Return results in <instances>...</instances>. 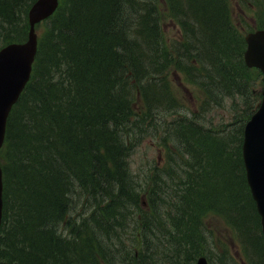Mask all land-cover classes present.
I'll use <instances>...</instances> for the list:
<instances>
[{
    "label": "trees",
    "instance_id": "trees-1",
    "mask_svg": "<svg viewBox=\"0 0 264 264\" xmlns=\"http://www.w3.org/2000/svg\"><path fill=\"white\" fill-rule=\"evenodd\" d=\"M62 1L39 23L46 30L33 77L8 122L2 149L0 264H125V257L131 256L127 264H192L210 246L203 226L210 212L223 214L237 230L252 264H264L261 218L242 158L244 126L259 100L253 87L259 72L245 63L244 35L233 21L229 0H168L171 12L180 9L184 18L193 20L195 46L186 49L185 40L164 44L156 0ZM33 2L0 0V46L27 38ZM160 7L168 9L167 3ZM63 22L67 27L60 26ZM175 70L185 71L202 92V110L210 114L229 100L233 119L215 124L203 112L194 113L172 85ZM157 130L163 131L162 144L172 162L154 164L143 185L129 157L142 137ZM182 167L189 175L179 173ZM73 181L80 185L76 190L71 189ZM69 194H74V203L58 210L55 198L66 200ZM162 209L173 223L166 226L173 230L159 239L155 226L166 224L159 214ZM135 216L141 221L135 247L145 246L140 256L125 251L123 227H109L113 219L125 227ZM227 259L222 262L228 264Z\"/></svg>",
    "mask_w": 264,
    "mask_h": 264
},
{
    "label": "water",
    "instance_id": "water-1",
    "mask_svg": "<svg viewBox=\"0 0 264 264\" xmlns=\"http://www.w3.org/2000/svg\"><path fill=\"white\" fill-rule=\"evenodd\" d=\"M46 5L42 8L34 5L31 10V23L46 16L53 9V0H41ZM30 35L24 44H13L0 54V145L5 138L6 120L13 103L18 99L22 86L29 76L34 57L36 41ZM249 48L246 51L247 63L257 65L264 71V31L248 36ZM5 57L8 59L5 61ZM4 62V64H3ZM243 156L248 170V179L252 186L264 227V101L245 126ZM3 180L0 167V226L3 216ZM198 264H207L205 257Z\"/></svg>",
    "mask_w": 264,
    "mask_h": 264
},
{
    "label": "rangeland",
    "instance_id": "rangeland-1",
    "mask_svg": "<svg viewBox=\"0 0 264 264\" xmlns=\"http://www.w3.org/2000/svg\"><path fill=\"white\" fill-rule=\"evenodd\" d=\"M245 1L246 2L242 5L243 3L242 0H239L238 3H236L237 0H231V6H232L231 10H232L233 17L235 18L236 21L239 19V17H242V22L246 24L248 23L250 24L252 23V21L256 22V17H258V15L263 12L261 0H245ZM241 8L244 11V15L240 14ZM163 9L164 8H162V10ZM175 21L169 15L165 17L164 33L168 41L179 39L182 36L180 28ZM45 29L46 28L44 26H41L39 33H43ZM178 73H179V80L183 83L184 86L180 85L176 76L172 74L173 79H171V82H172V85L177 90L176 94L178 95L179 98L182 97L188 102V107H196V105L199 106L200 103L204 99L203 94L200 92L197 86H195L194 84L188 83L186 79L184 80L183 72L178 71ZM261 85H262V82L258 84L259 87ZM196 98H199V102L196 101ZM228 108L229 106L226 105L221 110L218 109V113H219L218 119L224 118L223 119L224 122L231 119V115L228 112ZM193 110H195V108H193ZM205 113L208 114L207 111ZM209 118H210V115H207L206 119H209ZM162 132H163L162 130H157L154 133L152 132L142 137L139 142V145L136 147L135 153L131 157V166L133 168L132 171L134 172L138 180L143 185H145L147 176L153 171L154 168L151 167L148 169V171H146L145 169H147L148 167L154 164H157L161 167H164L167 165V160L165 157L166 148L163 147L162 140L160 139V135L162 134ZM153 136H157V137L153 139ZM112 221H115V222L110 223L109 227H111L112 229H115L117 227H123L122 232H124L123 237L125 239V227L122 225V221L120 222V219H113ZM204 224H205L207 232L213 236L214 241L220 247L221 251L225 252L229 256L230 261L233 255H235V257L237 258V261H236L237 264H246L244 262L242 247L240 243L237 241V238L234 232L230 229V227L228 226L227 222L225 221L223 217L219 216L218 214H209L205 218ZM127 231L129 233H132L130 236H134L136 233L135 230H131V229H128ZM130 239L131 237L126 238L125 244L127 242L128 243L125 245V249L131 248L132 240ZM204 252L210 255L212 259H214L215 261L219 260L218 256L213 254L212 250L207 249V251H204ZM115 253L116 252H114V254ZM225 253H223V256ZM127 263L129 262L125 261V264Z\"/></svg>",
    "mask_w": 264,
    "mask_h": 264
},
{
    "label": "bare ground",
    "instance_id": "bare-ground-1",
    "mask_svg": "<svg viewBox=\"0 0 264 264\" xmlns=\"http://www.w3.org/2000/svg\"><path fill=\"white\" fill-rule=\"evenodd\" d=\"M87 1V0H86ZM122 0H120V2H121ZM127 1V0H126ZM147 1V0H146ZM31 2V1H30ZM61 2H63L62 0H53L52 2H51V4H50V6L52 7V11L49 13V14H47L46 16H44V17H42V18H40L39 20H36L34 23H31V10H32V8L34 7V5L36 4V5H38V6H40V7H42V8H46L48 5H46L43 1H41V0H35V2H33V4L31 5V7H30V9H29V12H28V20H29V24H30V28H29V33H28V36H27V38L25 39V40H11V41H8V42H5V43H3L1 46H0V54L2 53V51L4 50V49H6V48H8L9 46H11V45H13V44H24V43H26L27 41H29V38H30V35H33L34 37V40L36 41V48H35V53H34V57H33V59H32V62H31V68H30V72H29V76H27L26 78V80H25V82H24V84H23V86H22V89H21V93H23L24 91H25V89H26V87H27V85L30 83V81H31V79H32V77H33V72H34V63H35V61H36V56H37V53H38V50H39V44H40V39H41V35L43 34V33H39V30H40V27L42 26V25H40L39 23H41V22H43L44 20H46L47 18H50L58 9H59V6L61 5ZM73 2V1H72ZM72 2H70L71 4H72ZM79 2H81V4H82V0L81 1H79ZM133 2V1H132ZM154 2V1H153ZM156 2V4H157V6L159 7V16H160V18H159V21H160V23H161V26H162V32H163V24H164V20H165V17L166 16H168V15H170V16H172V17H174V21L178 24V26H179V28H180V31H181V34H186L187 35V37H186V39H185V41H184V43L182 44V45H184V47H185V49H186V47H194L195 46V34H193V32H192V27H193V20H191V19H189V18H184V16H183V14L180 12V9H179V13L178 12H171V10H170V8L171 7H169V4H168V0H160V4H159V1L158 0H156L155 1ZM83 3H84V1H83ZM130 3H131V1H130ZM129 3V4H130ZM141 3V2H140ZM165 3H167V6H168V9H167V11L165 10V9H163L162 10V8L160 7V6H163ZM172 3V2H171ZM177 3V2H176ZM26 4V3H25ZM66 4V3H65ZM80 4V3H79ZM78 4V5H79ZM87 4V3H86ZM144 4V3H143ZM153 4V3H152ZM152 4H150V5H152ZM181 4V3H180ZM199 4V3H198ZM21 5V4H20ZM140 5V4H139ZM138 5V6H139ZM141 5H142V3H141ZM149 5V6H150ZM177 5V4H176ZM185 5H187V4H185ZM213 5V4H212ZM67 6V5H66ZM75 6V5H74ZM85 7H86V5H84ZM123 6H124V4H123ZM131 7L133 6V5H130ZM146 6H147V4H146ZM145 6V7H146ZM149 6H147V7H149ZM27 7H28V4H27ZM63 7H65V6H63ZM76 7V6H75ZM126 7H129V6H126ZM137 7V6H136ZM143 7V6H142ZM25 8V7H24ZM73 8V7H72ZM71 8V9H72ZM77 8V7H76ZM87 8V7H86ZM85 8V9H86ZM130 8V7H129ZM132 8H134V7H132ZM140 8V7H139ZM150 8V7H149ZM148 8V9H149ZM153 8V7H152ZM155 8V7H154ZM173 8H174V6H173ZM192 8V7H191ZM198 8V7H197ZM196 8V9H197ZM14 9V8H13ZM118 9V8H117ZM137 9V8H136ZM22 10V12H23V9H21ZM25 10V9H24ZM75 10H77V9H75ZM116 10V9H115ZM120 10H122L121 9V7H120ZM128 10H130V9H128ZM127 10V11H128ZM133 10V9H132ZM156 10V9H155ZM176 10V9H175ZM214 10V9H213ZM222 10V9H221ZM12 11H14V10H12ZM19 11V9L17 10V12ZM63 11H65V9H63ZM87 11L89 12V10L87 9ZM123 11V10H122ZM134 11V10H133ZM145 11V10H144ZM149 11V10H148ZM150 11H152V10H150ZM190 11V10H189ZM9 12V11H8ZM116 12V11H115ZM128 12H131V11H128ZM135 12V11H134ZM143 12V11H142ZM146 12V11H145ZM155 12V11H154ZM215 12V11H214ZM224 12V11H223ZM19 13V12H18ZM20 13H21V11H20ZM74 13V12H73ZM80 13V12H79ZM86 13V12H85ZM125 13V12H124ZM133 13V12H132ZM156 13V12H155ZM154 13V14H155ZM24 14H26V13H24ZM82 14V13H81ZM84 14V13H83ZM83 14L80 16V17H82L83 16ZM88 14V13H87ZM121 14V13H120ZM130 14V13H129ZM148 14H151L150 12H148ZM9 15H10V13H9ZM78 15V14H77ZM125 15H127V13L125 14ZM22 16H23V13H22ZM74 16H75V14H74ZM74 16H71L72 18L74 17ZM85 16V15H84ZM120 17V16H119ZM124 17V16H123ZM197 17V16H196ZM13 18H14V14H13ZM75 18V17H74ZM83 18V17H82ZM111 19V18H110ZM116 19V18H115ZM124 19H126V18H124ZM228 19L230 20V14L228 13ZM80 20V19H79ZM86 20V19H85ZM120 20V19H119ZM1 21H3V20H1ZM13 21V20H12ZM15 21V20H14ZM68 21V20H67ZM121 21H123V20H121ZM120 21V22H121ZM4 22V21H3ZM17 22V21H16ZM19 22H21V21H19ZM70 22V21H69ZM118 22V21H117ZM124 22V21H123ZM66 23V22H65ZM68 23V22H67ZM75 24H76V22H74ZM107 23V22H106ZM122 23V22H121ZM62 24V23H61ZM71 24H73V23H71ZM78 24V23H77ZM7 25V24H6ZM17 25V24H16ZM63 25L64 26H66L65 24H64V22H63V24L62 25H60L61 27H63ZM119 25V24H118ZM73 26V25H72ZM79 26V25H78ZM67 27V26H66ZM12 28H14V27H12ZM28 28H27V30H28ZM100 29V28H99ZM108 29V28H107ZM113 29V28H112ZM120 29V28H119ZM119 29H118V31H119ZM195 29V28H194ZM2 30V29H1ZM4 30V29H3ZM9 30V29H8ZM46 30V29H45ZM65 30V29H64ZM64 30H62V31H64ZM71 30V29H70ZM116 30V29H115ZM6 31V30H5ZM68 31V30H67ZM27 32V31H26ZM94 32V31H93ZM122 32V31H121ZM120 32V33H121ZM4 33V32H3ZM21 33H23L22 32V30H21ZM53 33H54V31H53ZM55 33H56V31H55ZM72 33V32H71ZM74 33V32H73ZM91 33V32H90ZM198 33V32H197ZM63 34V33H62ZM70 34V33H69ZM105 34V33H104ZM107 34V36H108V33H106ZM111 34V33H110ZM51 35H52V33H51ZM54 35V34H53ZM68 35V34H67ZM66 35V36H67ZM92 35V34H91ZM103 35V34H102ZM193 35V36H192ZM23 36V35H22ZM55 36V35H54ZM65 36V37H66ZM95 37H96V35H94ZM99 36H101V35H99ZM99 36H97V37H99ZM104 36V35H103ZM102 36V37H103ZM120 36H121V34H120ZM132 36V35H131ZM159 36V35H158ZM157 36V37H158ZM49 37H50V35H49ZM63 37V36H62ZM71 37H73L72 35H71ZM112 37V36H111ZM164 37V36H163ZM25 38V37H24ZM59 38H60V36H59ZM74 38V37H73ZM108 38H109V36H108ZM113 38L115 39V37L113 36ZM112 38V39H113ZM119 38V37H118ZM131 38V37H130ZM135 38V37H134ZM154 38H156V37H154ZM49 39V38H48ZM67 39V38H66ZM69 39H70V37H69ZM111 39V38H110ZM162 39V38H161ZM167 39V37H164V44H166V42H168V40H166ZM1 40V39H0ZM3 40V39H2ZM2 40H1V42H2ZM54 40V39H53ZM68 40V39H67ZM66 40V41H67ZM71 40V39H70ZM102 40V39H101ZM51 41V40H50ZM57 41H58V39H57ZM69 41V40H68ZM72 41V40H71ZM75 41H76V39H75ZM105 41V40H104ZM156 41H157V38H156ZM160 41V40H159ZM166 41V42H165ZM60 42V41H59ZM152 42V41H151ZM161 42V41H160ZM52 43V42H51ZM67 43V42H66ZM69 43H71V42H69ZM68 43V44H69ZM162 43V42H161ZM45 44V43H44ZM43 44V45H44ZM54 45H55V43H53ZM67 44V45H68ZM155 44V43H154ZM157 44V43H156ZM155 44V45H156ZM190 44V45H189ZM42 45V44H41ZM51 45V44H50ZM71 45H73V43H71ZM167 45V44H166ZM182 45H180L179 47L180 48H182ZM154 46V45H153ZM53 47V46H52ZM66 47V46H65ZM70 46L68 45V48H69ZM156 47V46H155ZM40 48H42L41 46H40ZM168 48H169V46H168ZM179 48V49H180ZM189 48V49H190ZM46 49H47V47H46ZM61 49V48H60ZM59 49V50H60ZM161 48H159V50H160ZM179 49L177 50V51H179ZM193 49V48H192ZM125 50V49H124ZM155 50H156V48H155ZM195 50H196V48H195ZM57 51V50H56ZM154 51V50H153ZM60 52V51H59ZM157 52H158V50H157ZM160 52H162V51H160ZM128 53V52H127ZM167 53V52H166ZM193 53H194V49H193ZM124 54V53H123ZM186 54V53H185ZM188 54V53H187ZM55 55H57V54H55ZM182 55V54H181ZM189 55V54H188ZM59 56V55H58ZM183 56V55H182ZM185 56V55H184ZM155 57V56H154ZM163 57V56H162ZM161 57V58H162ZM179 57H180V54H179ZM187 57V56H186ZM190 57V56H189ZM56 58V57H55ZM55 58H54V60H55ZM166 58V57H165ZM184 58V57H183ZM8 59V57H5V61ZM158 59V58H157ZM164 59V58H163ZM162 59V60H163ZM57 60V59H56ZM159 60V59H158ZM168 60V59H167ZM58 61V60H57ZM61 62V61H60ZM59 62V63H60ZM162 62V61H161ZM167 62V61H166ZM53 63V62H52ZM56 63V62H55ZM58 63V64H59ZM79 63V62H78ZM111 63V62H110ZM157 63V62H156ZM3 64H4V62H3ZM104 64V63H103ZM112 64H114V63H112ZM158 64V63H157ZM50 65H51V63H50ZM52 65H54V64H52ZM56 65H57V63H56ZM80 65V64H79ZM102 65V64H101ZM105 65V64H104ZM109 65V64H108ZM115 65V64H114ZM156 65V64H155ZM203 65V64H202ZM48 66V65H47ZM75 66H76V64H75ZM75 66H74V68H75ZM82 66V65H81ZM48 67H50V66H48ZM47 67V68H48ZM78 67V65L76 66V68ZM53 68V67H52ZM57 68V67H56ZM106 68H107V64H106ZM44 69H45V67H44ZM64 69H65V67H64ZM105 69V68H104ZM52 70V69H51ZM62 70V69H61ZM144 70V69H143ZM232 70V69H231ZM42 71H44V70H42ZM54 71V70H53ZM57 70H55V72H56ZM80 71V70H79ZM212 71V70H211ZM216 71V70H215ZM49 72V71H48ZM60 72V71H59ZM66 72V71H65ZM64 72V73H65ZM146 72V71H145ZM144 72V73H145ZM195 72V71H194ZM209 72V71H208ZM43 73V72H42ZM52 73V72H51ZM78 73V72H77ZM82 73V72H81ZM86 73V72H85ZM142 73V72H141ZM149 73V72H148ZM147 73V74H148ZM197 73V72H196ZM56 74V73H55ZM63 74V73H62ZM79 74V73H78ZM43 75V74H42ZM41 75V76H42ZM74 75H76V74H74ZM73 75V76H74ZM139 75V74H138ZM137 75V76H138ZM141 75V74H140ZM144 75V74H143ZM210 75V74H209ZM49 76V75H48ZM47 76V77H48ZM62 76V75H61ZM147 76V75H146ZM59 77H60V75H59ZM82 77V76H81ZM84 77V76H83ZM96 77V76H95ZM111 77V76H110ZM124 77V76H123ZM122 77V78H123ZM145 77V76H144ZM50 77H48V79H49ZM57 78V77H56ZM64 78V77H63ZM68 78V77H67ZM72 78H74V77H72ZM78 78H80V76L78 77ZM86 78V77H85ZM121 78V79H122ZM142 78V77H141ZM152 78V77H151ZM39 79V78H38ZM48 79H47V81H48ZM65 79V78H64ZM126 79V78H125ZM145 79V78H144ZM144 79H142V80H144ZM147 79V78H146ZM150 79V78H149ZM43 80V79H42ZM56 80V79H55ZM61 80V79H60ZM68 80V79H67ZM77 80V79H76ZM91 80V79H90ZM104 80V79H103ZM134 79H132V81H133ZM136 80V79H135ZM141 80V81H142ZM54 81V80H53ZM66 81V80H65ZM116 81V80H115ZM119 81H121V80H119ZM127 81V80H126ZM129 81V80H128ZM131 81V82H132ZM140 81V80H139ZM227 81V80H226ZM39 82V81H38ZM44 82V81H43ZM67 83H68V81H66ZM72 82H74V81H72ZM88 82V81H87ZM117 82V81H116ZM130 82V83H131ZM61 83V82H60ZM59 82H58V84H60ZM64 83V82H63ZM107 83V82H106ZM129 83V84H130ZM39 84V83H38ZM48 84V83H47ZM70 84V83H69ZM111 84H113L112 82H111ZM216 84V83H215ZM45 85H46V82H45ZM89 85V84H88ZM110 85V84H109ZM127 85V84H126ZM154 85V84H153ZM217 85H218V83H217ZM68 86V85H67ZM107 86V85H106ZM42 87V86H41ZM46 88H47V86H45ZM58 87V86H57ZM56 87V88H57ZM61 87H63V86H61ZM60 87V88H61ZM104 87V86H103ZM111 87H112V85H111ZM213 87V86H212ZM38 88H39V86H38ZM49 88V87H48ZM149 89V88H148ZM220 89V88H219ZM48 90V89H47ZM79 90V89H78ZM84 90V89H83ZM83 90H82V92H83ZM103 90H104V88H103ZM111 90V89H110ZM113 90V89H112ZM35 91V90H34ZM37 91V90H36ZM58 91H60V90H58ZM63 91V90H62ZM218 91V90H217ZM40 92H41V90H40ZM40 92H39V94H40ZM55 92H56V90H55ZM103 92V91H102ZM104 92H105V90H104ZM109 92V91H108ZM213 92H215V91H213ZM42 93H43V91H42ZM41 93V94H42ZM62 93V92H61ZM77 93V92H76ZM44 94V93H43ZM55 94V93H54ZM60 94V93H59ZM58 95V94H57ZM62 95V94H61ZM69 95H71V94H69ZM79 95V94H78ZM99 94H97V96H98ZM153 95V94H152ZM39 96V95H38ZM110 96V95H109ZM112 96V95H111ZM67 97H68V95H67ZM41 98V97H40ZM65 98H66V96H65ZM34 99H36V98H34ZM37 99H38V97H37ZM37 99H36V101H37ZM61 99V98H60ZM63 99V98H62ZM61 99V100H62ZM60 100V101H61ZM66 100V99H65ZM68 100V99H67ZM73 100V99H72ZM19 101V100H18ZM59 101V102H60ZM63 102V101H62ZM66 102V101H65ZM68 102V101H67ZM106 102V101H105ZM36 103V102H35ZM66 104V103H65ZM65 106V105H64ZM63 106V107H64ZM191 106V105H190ZM45 108V107H44ZM58 108V107H57ZM62 108V107H61ZM87 108V107H86ZM85 108V109H86ZM192 110H193V108H195V110H193V112L194 113H200V112H203L204 114H206L205 112H206V110H202V108L200 107V106H197L196 105V107H190ZM38 109H40V108H38ZM205 109V108H204ZM47 110V109H46ZM56 110H58V109H56ZM64 110V109H63ZM184 111H186L187 113H188V111L187 110H184ZM59 112V111H58ZM68 112V111H67ZM191 113V115H192V112H190ZM189 114V113H188ZM40 115V114H39ZM179 115H176L175 117H174V115H173V117L174 118H176V117H178ZM206 116H207V114H206ZM38 117V116H37ZM10 118V117H9ZM26 118H28V117H26ZM45 118V117H44ZM24 119V118H23ZM21 120V119H20ZM29 120V119H28ZM24 121V120H23ZM26 121V120H25ZM30 121V120H29ZM8 122H9V120H8ZM34 122V121H33ZM86 125V124H85ZM229 125V124H228ZM232 125V124H231ZM91 127V126H90ZM23 128V127H22ZM138 145H136V147H137ZM136 147H135V151H136ZM135 152H133L132 154H131V156L129 157V165H130V168L131 169H133L132 168V166H131V157H132V155L134 154ZM180 169V168H179ZM183 169H184V167H182L181 168V170L179 171V173L181 172L182 174H183V176H186V175H189V173L187 172V173H184L183 172ZM176 170H178V168H176ZM2 172H3V174L5 175V173H4V167L2 168ZM141 183V182H140ZM79 183L77 182V181H73L72 182V184H71V189H74V190H76V189H78L79 188ZM145 194H147V193H143V195H145ZM69 196V198H67L66 200H64L63 198H60V197H58V198H55V201L56 202H58V210L60 209V207L59 206H62V205H65L64 206V208H69L73 203H74V201H75V199H74V194H69L68 195ZM5 189H4V193H3V201H4V205H3V213H4V208H5ZM14 197H15V195H14ZM14 197H12L13 199H14ZM17 197V196H16ZM11 198V197H10ZM11 198V199H12ZM142 200H143V196H142ZM55 202V203H56ZM105 203V202H104ZM82 204V203H81ZM22 205V204H21ZM20 205V206H21ZM160 205H162V203H160ZM19 206V205H18ZM21 208V207H20ZM19 208V209H20ZM18 210V209H17ZM12 211H14V209L12 210ZM16 211V210H15ZM72 213H74L75 211H76V206L72 209ZM159 214H160V217L162 218V221L163 222H165L166 224L165 225H162L160 222L158 223V225H156L155 226V228H156V231H157V236H156V238H162L163 236H164V234H165V232L166 231H172L173 230V227H171V226H173V223L171 222V217L169 216V215H163V209L159 212ZM17 215V214H16ZM128 221L129 220H126L125 221V223H128ZM139 222L141 223V221L139 220V219H137V217L135 216L134 217V219L132 220V222L131 223H135V224H133V225H131V223L129 224V225H126L125 224V229H131V230H135V231H138V229L139 228H137L138 226H139ZM2 225H3V222H2V224H1V226H0V234H1V230H2ZM166 225H171V226H166ZM127 227V228H126ZM162 227V228H161ZM127 229V230H128ZM172 233V232H171ZM67 234V233H66ZM132 233H129L128 231L125 233V240H126V238H129V237H134V236H130ZM47 236V235H46ZM123 241V240H122ZM122 241H120L121 243H122ZM139 244H142L141 243V239H140V243ZM142 247H143V249H140V247H139V245H138V247H136V249H137V256H140L141 255V253L145 250V246H143V244H142ZM58 248V247H57ZM207 249H202V251H206ZM50 253V252H49ZM156 253H159L160 255H162V253L157 249L156 250ZM140 254V255H139ZM67 260V259H66ZM125 261L126 262H129V263H131L132 262V256L131 257H125Z\"/></svg>",
    "mask_w": 264,
    "mask_h": 264
}]
</instances>
